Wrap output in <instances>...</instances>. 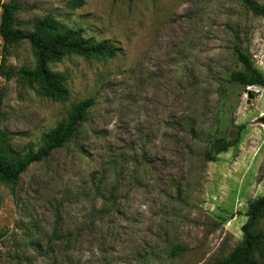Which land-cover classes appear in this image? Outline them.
Masks as SVG:
<instances>
[{
    "label": "rangeland",
    "instance_id": "rangeland-1",
    "mask_svg": "<svg viewBox=\"0 0 264 264\" xmlns=\"http://www.w3.org/2000/svg\"><path fill=\"white\" fill-rule=\"evenodd\" d=\"M251 1L264 8V0ZM17 3L20 30L51 17L119 52L51 65L68 80V100L56 102L21 78L37 67L30 45L6 49L0 37V67L12 73L0 72V131L14 151H37L74 105L95 101L65 149L30 167L18 186L0 187V264L229 258L243 242L249 206L264 198V88H236L222 101L220 79L244 72L233 56L236 33L264 75V17L241 0ZM1 16L0 8V24ZM237 136L215 162L205 159L209 137ZM257 229L264 232V218Z\"/></svg>",
    "mask_w": 264,
    "mask_h": 264
},
{
    "label": "trees",
    "instance_id": "trees-1",
    "mask_svg": "<svg viewBox=\"0 0 264 264\" xmlns=\"http://www.w3.org/2000/svg\"><path fill=\"white\" fill-rule=\"evenodd\" d=\"M2 3L0 37L4 48H11L20 43H28L35 53L37 67L25 70L21 78L29 88L40 86V94L56 102H65L69 98L68 80L65 76L54 74L50 66L61 63L66 57L77 56L86 59L113 60L118 50L110 42H94L86 39L84 31L65 29L51 17L36 24L35 30L26 32L17 28L16 16L20 11L17 0ZM243 8L254 17H264V8L251 0H241ZM240 37L236 33L232 43L233 56L243 66L244 72H228L220 79L219 94L222 101L229 99L233 89L261 87L264 88V75L253 64L252 57L240 45ZM1 75L10 79L12 73L0 67ZM1 102V97H0ZM95 106L93 99L85 100L72 107L66 122L45 134L42 146L37 150H29L26 154L14 151L6 142L0 131V187L18 186L22 176L30 167L49 160L57 151L63 150L75 137ZM194 134V130L191 131ZM210 149L205 153L208 162H215L216 156L228 152L239 143V136L230 141L225 138L209 137ZM215 151V152H214ZM1 207V197H0ZM248 223L243 227V242L226 260L215 264H262L257 254L264 255V232L257 229L264 218V198H260L249 206ZM176 254H186L187 249L173 248Z\"/></svg>",
    "mask_w": 264,
    "mask_h": 264
}]
</instances>
